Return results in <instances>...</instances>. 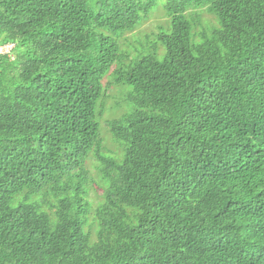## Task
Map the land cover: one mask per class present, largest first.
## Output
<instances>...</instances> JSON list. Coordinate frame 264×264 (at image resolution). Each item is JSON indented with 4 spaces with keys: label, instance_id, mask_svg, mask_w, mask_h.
<instances>
[{
    "label": "trees",
    "instance_id": "obj_1",
    "mask_svg": "<svg viewBox=\"0 0 264 264\" xmlns=\"http://www.w3.org/2000/svg\"><path fill=\"white\" fill-rule=\"evenodd\" d=\"M151 5L0 0V264H264V0Z\"/></svg>",
    "mask_w": 264,
    "mask_h": 264
},
{
    "label": "rangeland",
    "instance_id": "obj_2",
    "mask_svg": "<svg viewBox=\"0 0 264 264\" xmlns=\"http://www.w3.org/2000/svg\"><path fill=\"white\" fill-rule=\"evenodd\" d=\"M140 1L144 4L152 3L150 9L148 10L149 13L146 16H145V12L141 13L140 19H142V21L136 25L135 29L132 32L124 33L120 39L121 41L126 40L128 42H132V40L135 41V39H137V38L140 40H144V38H147L148 41L153 42L159 27H164L166 31H168V29H169L170 19L167 17L165 9L163 8V6L166 5V0H140ZM187 17H188V19L190 17L191 19H193V21H195V24L193 26V34L200 32L201 27L208 26L207 23L211 27L216 26V22H215L214 18L205 9H189L187 12ZM197 17L199 18V21H197ZM189 21L191 22L190 19H189ZM158 50H159V52H161L162 47H159ZM121 52H122V50H121ZM133 57H134V55H131V54L129 55L130 59ZM104 84L106 85V80H105ZM122 89H123L122 87H120L118 89L114 85H110L108 87V90H107L108 97H112V98L107 99V103H106L107 108L112 105V102L115 104L118 103L120 105L125 104V101L127 102V100H126L127 95L122 93V91H121ZM126 91L128 94L129 92H131V89L126 88ZM120 112H121V110L118 111V114L116 115V117H118L120 115ZM108 118H109V113L107 114V112H104L102 119H101V127L99 124V133H102L101 138H102L103 142L105 143L106 148L113 150L116 155H121L122 149L117 147V145H115V144H111V142H110V133H109V129H108V124L106 122V120ZM97 123H99L98 119H97ZM101 129H102V132H101ZM93 165H95L93 158H89V160L86 163V166H87V168L90 169L89 170L90 176H92L93 178H96V173L93 169ZM61 181L65 182L66 179L63 178ZM55 189H56V186L53 185V190H52L51 186H49V187L45 186L42 190V192H48V195H49L48 199H50V201L52 203H56V199L53 198L54 197L53 191ZM89 199L93 200V202H94L93 207H95L97 202H98V198L96 197V193L91 191L89 193Z\"/></svg>",
    "mask_w": 264,
    "mask_h": 264
},
{
    "label": "clouds",
    "instance_id": "obj_3",
    "mask_svg": "<svg viewBox=\"0 0 264 264\" xmlns=\"http://www.w3.org/2000/svg\"><path fill=\"white\" fill-rule=\"evenodd\" d=\"M11 47H12V46H10V45H8V46H6V47H1V48H0V51H1V52H6V51H8Z\"/></svg>",
    "mask_w": 264,
    "mask_h": 264
}]
</instances>
